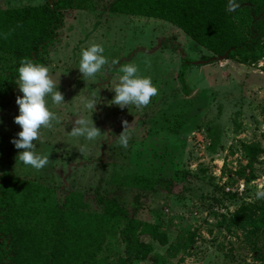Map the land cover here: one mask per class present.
<instances>
[{
	"label": "rangeland",
	"instance_id": "rangeland-1",
	"mask_svg": "<svg viewBox=\"0 0 264 264\" xmlns=\"http://www.w3.org/2000/svg\"><path fill=\"white\" fill-rule=\"evenodd\" d=\"M45 1L0 0V7ZM111 1L88 0L84 9L66 10L65 26L45 54L65 100L55 105L48 98L60 123L41 129V140L35 142L39 154L49 155L48 165L37 171L17 159L22 150L12 143L21 131L14 121L19 114L15 98L0 115V171L52 186L60 199L69 190L115 195L130 216L157 223L167 233L168 245L143 236L153 245L152 255L165 256L164 264H264V218L257 235L230 218L244 203L258 216L263 210V199L257 200L255 193L264 184V0H236L249 5L246 17L259 25L256 48L243 57L189 65L187 90L179 77L183 58L199 61L211 52L171 21L108 11ZM92 43L102 44L110 64L117 63L85 81L78 68L80 54ZM128 63L138 65L139 74L158 89L146 107L110 104L122 75L119 69ZM16 93L23 95L19 87ZM92 93L100 102L91 115L84 101ZM81 116L101 129L99 138L71 136ZM125 120L126 148L118 143ZM245 143L260 152L253 164ZM137 174L171 184L139 189L132 183ZM190 233L195 237L187 250H167ZM254 247L263 258L254 257ZM126 256L121 237L104 244L99 254L107 264ZM151 262L148 257L132 264Z\"/></svg>",
	"mask_w": 264,
	"mask_h": 264
},
{
	"label": "trees",
	"instance_id": "trees-1",
	"mask_svg": "<svg viewBox=\"0 0 264 264\" xmlns=\"http://www.w3.org/2000/svg\"><path fill=\"white\" fill-rule=\"evenodd\" d=\"M87 1L46 0L40 5L0 7V115L17 96L21 59L27 57L47 66L45 54L65 26V11L84 9ZM227 6L228 0H112L107 9L171 21L211 52L199 61L183 58L179 77L187 90L185 72L189 65L243 57L260 41L254 37L259 31L257 21L246 17L251 13L249 5L241 2L233 12ZM243 148L253 164L259 150L250 143ZM132 183L143 190L164 189L171 184L164 178L141 174L134 175ZM262 204L258 216L253 206L244 203L230 215L232 222L251 228L257 235L259 221L264 218V199ZM144 235L164 245L169 243L159 224L130 216L127 207L111 193L69 190L60 199L52 186L0 171V264H107L99 254L104 244L119 242L120 237L126 243L127 256L111 264H132L148 257L151 264H164L165 256L152 255L153 245ZM194 237L190 233L185 239L177 238L167 250H187ZM253 253L256 259L262 257L257 247Z\"/></svg>",
	"mask_w": 264,
	"mask_h": 264
},
{
	"label": "clouds",
	"instance_id": "clouds-1",
	"mask_svg": "<svg viewBox=\"0 0 264 264\" xmlns=\"http://www.w3.org/2000/svg\"><path fill=\"white\" fill-rule=\"evenodd\" d=\"M239 7L236 0H228L227 10L235 11ZM105 48L102 44L92 43L89 47L82 49L79 61V71L82 78L86 81L93 78L97 73L111 67L116 61L110 64L109 59L104 55ZM119 83L113 88L115 96L110 104L118 105L120 108L134 105L137 108L146 107L151 102V98L158 94L149 77L141 76L138 65L128 63L121 65ZM17 85L22 96L16 97V103L19 106V114L15 116L14 121L21 128L18 132V138H13L12 143L17 149H21L17 159L24 165L31 166L39 171L49 163V155H41L37 152L36 141L41 140V129H50L53 127V121L60 123V117L49 107V99L55 105H61L65 102L64 95L58 90L57 83L50 76V69L40 63L25 57L20 61L18 67ZM100 102V96L96 93L84 101V107L92 113L96 105ZM128 121H123L124 130L119 134L118 143L126 148L128 146V135L125 129ZM73 137H83L86 140H95L102 135L100 128L96 127L92 118L81 116L76 119L70 132ZM257 200L264 199V184L257 188L255 193Z\"/></svg>",
	"mask_w": 264,
	"mask_h": 264
},
{
	"label": "water",
	"instance_id": "water-1",
	"mask_svg": "<svg viewBox=\"0 0 264 264\" xmlns=\"http://www.w3.org/2000/svg\"><path fill=\"white\" fill-rule=\"evenodd\" d=\"M220 58H223V57H220Z\"/></svg>",
	"mask_w": 264,
	"mask_h": 264
}]
</instances>
